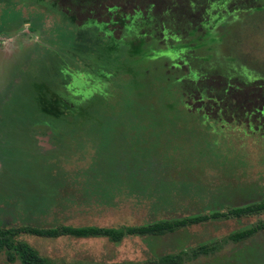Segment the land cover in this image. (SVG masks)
Instances as JSON below:
<instances>
[{
  "label": "rangeland",
  "instance_id": "rangeland-1",
  "mask_svg": "<svg viewBox=\"0 0 264 264\" xmlns=\"http://www.w3.org/2000/svg\"><path fill=\"white\" fill-rule=\"evenodd\" d=\"M57 6L60 11L24 0H0V224L118 229L207 216V221L163 236H127L118 243L107 238L48 239L28 234L17 240L53 264H155L168 255L176 257V264H264V212L213 217L264 202V139L233 127L188 123L185 114L160 107L145 87L157 86L154 72L172 53L164 41L151 47L149 36L140 35L130 50L134 55L138 48L151 56L143 61L140 55L133 56L123 65L127 73L114 79L104 73L90 77L81 67L53 71V63L73 43L72 23L85 27L89 16L66 0H59ZM218 11L208 12L206 19L212 22L202 28L207 47L212 43L221 59L233 57L264 73V7L228 5ZM103 16H96L99 23L108 22ZM122 27L110 26L115 37H120ZM132 35L128 40H134ZM174 63L178 68V60ZM60 75L62 87L52 86ZM31 88L30 99L37 89L41 96L36 105L46 104L43 108L53 107L46 97L62 101L63 95L65 106L55 114L66 115L68 123L60 119L54 125L37 120L31 124L27 115L33 110L19 105ZM119 107L127 121L118 125L101 120L100 126L108 129L102 143L88 145L78 139L74 129L80 108L94 113L97 120ZM43 108L44 113H54ZM135 113L151 121L139 122ZM98 136L96 131L89 142ZM253 228L257 229L253 236L233 239ZM0 264L21 263H9L2 252Z\"/></svg>",
  "mask_w": 264,
  "mask_h": 264
},
{
  "label": "trees",
  "instance_id": "trees-1",
  "mask_svg": "<svg viewBox=\"0 0 264 264\" xmlns=\"http://www.w3.org/2000/svg\"><path fill=\"white\" fill-rule=\"evenodd\" d=\"M24 2H31L36 6L48 5L52 10L60 11L57 6L59 0H24ZM66 2L89 16L85 27L77 26L71 22L75 29L72 34L74 40H70L73 43L64 50L65 53L61 59H56L58 63H53V71L54 69L58 72L63 71V66H71L76 69L81 67L90 77L104 73L114 79L127 73L124 71L123 65L131 61L133 56L140 55L139 59L142 61L151 56V52L143 55L144 53L138 48L134 55L130 50L137 43L136 40L140 35H144V38L149 36L151 47L164 41L172 53L171 56L167 55L160 61V69L154 72L157 86L154 88L146 84L145 87L150 89L145 90L148 94L155 95L160 107L164 106L166 109L185 114L187 116L185 120L188 123L203 125L202 122H204L211 127L221 125L224 129L233 127L251 137L258 136L264 139V73L236 62L233 57H227L226 60L221 59L217 55L216 49L213 52L212 43L211 47H207V34L202 31L203 27H208L212 22L208 23L206 19L209 11H216L218 14L220 13L219 9L222 12L228 5L242 9L264 7V0H116L113 4H107L112 3V0H66ZM9 5H11L10 1ZM140 7L142 11L138 10ZM128 8L134 9L135 13L125 12ZM98 13L105 15L102 18L108 19V22L101 21L102 23H99L96 18ZM199 14H202L201 19L196 20ZM65 18L67 19L66 16ZM118 24L123 26L119 38L115 37L113 30L110 29V26ZM128 35H132L134 40H128ZM107 41L112 42L111 47L106 46ZM197 50H202L200 55L203 53H209V55L205 57L196 55ZM189 51L193 54H190ZM213 53H216L215 58L212 57ZM142 57L144 58L142 59ZM174 59L178 60V68L175 67L177 64L174 63ZM167 60L168 65L166 66L163 63ZM183 68L187 69L186 73L182 72ZM178 72L181 76H178ZM62 77L63 75H60L59 78L56 77L57 80L51 85L62 87ZM32 88L25 92L24 96L28 95ZM37 92L36 89V96L32 100L28 95L29 97L25 98V103H19L21 108L26 107L30 112L31 109L33 110L32 114L28 112L27 115L31 124L37 120L39 123L52 122L51 124L54 125L60 119L68 123L69 119L66 115H56V112L60 110L59 106H65L64 96L62 95V101L60 98L46 97L45 100L50 102L53 107L47 105L46 108H43L46 104L36 105V98L41 96ZM48 94L51 96V93ZM31 104L34 105L31 106ZM80 105L83 104L80 103ZM42 108L43 111H47L49 108L54 113H44ZM119 110L120 107L113 110L114 113L113 111H108L107 114L102 113L101 117L96 120L93 118L94 113L88 109L82 111L80 108L79 113H76L74 129L75 133L79 135L78 139L88 142V145L89 143H102L108 134V129L100 126L101 120H107L106 123L117 122L118 125L127 121L125 112ZM16 112L19 113L18 108ZM137 114L135 113V117L139 122L151 121V119L141 118ZM161 120L162 117H159V121ZM96 131L100 133V137L98 136L99 138L97 137L96 140H98L95 142H89L94 139ZM263 212L264 202H261L237 207L227 213L218 212L213 217L242 218ZM208 219L209 217L203 216L181 221H160L145 226H123L118 229L96 226H61L41 229L29 226L6 227L0 224V253H6L9 263L20 261L21 264H53L35 248L25 242L18 241L17 238L22 234H28L48 239L61 237L107 238L111 242L118 243L127 236H163L175 232L180 227L194 225ZM256 232V228L238 232L233 236V239H246ZM172 262L176 264L179 261L176 257L168 255L155 264Z\"/></svg>",
  "mask_w": 264,
  "mask_h": 264
}]
</instances>
